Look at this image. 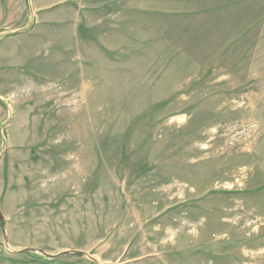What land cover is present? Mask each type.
Returning a JSON list of instances; mask_svg holds the SVG:
<instances>
[{
    "label": "rangeland",
    "instance_id": "1",
    "mask_svg": "<svg viewBox=\"0 0 264 264\" xmlns=\"http://www.w3.org/2000/svg\"><path fill=\"white\" fill-rule=\"evenodd\" d=\"M0 264H264V0H0Z\"/></svg>",
    "mask_w": 264,
    "mask_h": 264
},
{
    "label": "water",
    "instance_id": "2",
    "mask_svg": "<svg viewBox=\"0 0 264 264\" xmlns=\"http://www.w3.org/2000/svg\"><path fill=\"white\" fill-rule=\"evenodd\" d=\"M35 250H36L37 252L43 254L44 256L48 257V258H56V257L62 255V253H60V254H51V253H48V252H46V251H45L44 249H42V248H37V249H35Z\"/></svg>",
    "mask_w": 264,
    "mask_h": 264
},
{
    "label": "crops",
    "instance_id": "3",
    "mask_svg": "<svg viewBox=\"0 0 264 264\" xmlns=\"http://www.w3.org/2000/svg\"><path fill=\"white\" fill-rule=\"evenodd\" d=\"M28 0H25V2H27ZM34 1H37V0H32V3L34 4Z\"/></svg>",
    "mask_w": 264,
    "mask_h": 264
}]
</instances>
